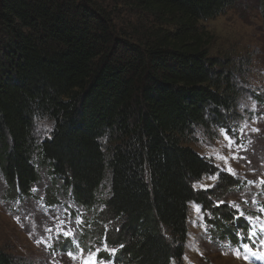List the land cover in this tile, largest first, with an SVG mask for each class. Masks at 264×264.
Masks as SVG:
<instances>
[{
  "label": "trees",
  "instance_id": "1",
  "mask_svg": "<svg viewBox=\"0 0 264 264\" xmlns=\"http://www.w3.org/2000/svg\"><path fill=\"white\" fill-rule=\"evenodd\" d=\"M234 3L0 0L6 198H35V185L48 174L78 212L109 223L104 233L96 228L99 245L116 249L110 255L101 248L104 264H186L191 203L214 214L213 240L237 243L231 209L214 207L211 198L251 204L239 195L245 182L221 172L213 188L196 187L220 170L191 145L197 129H234L241 72L230 55H211L202 25ZM260 5L264 16V0ZM124 12L139 22L121 18ZM36 119L52 122L48 136L38 135ZM261 141L255 149L262 150ZM238 224L246 231L244 219ZM87 236L80 234L83 244ZM0 264L19 263L0 249Z\"/></svg>",
  "mask_w": 264,
  "mask_h": 264
},
{
  "label": "rangeland",
  "instance_id": "2",
  "mask_svg": "<svg viewBox=\"0 0 264 264\" xmlns=\"http://www.w3.org/2000/svg\"><path fill=\"white\" fill-rule=\"evenodd\" d=\"M260 7V0H236L233 7L224 13L202 22L204 31L209 33L211 55L216 57L230 55L238 65L241 72L238 75L239 86L244 93L238 104L236 118L230 123L233 125V130L230 128L226 131L220 128L221 126L200 128L196 130L195 139L191 144L200 155L214 163L219 170L225 169L226 172L227 167H231L235 176L245 182L247 191L239 195L251 197L254 194L257 200L264 199V192L260 196L257 195L259 191H264V186L258 184L261 179L264 180V16ZM120 16L127 21L132 20V23H138L140 20L137 14L124 12ZM35 125L38 135L43 137L50 134L53 126L51 121L40 119H36ZM226 133L235 140L231 146L225 139ZM260 138H263L262 150L254 148L255 142ZM2 177L0 173V249L10 253L17 263L81 264L79 256L73 260L65 255L64 251L70 248V243L67 241L55 243V233L52 234L53 240H49V234L45 231L53 224L58 225V221L53 219V216H57L56 208L60 207L59 203L55 204L57 201L64 203L71 211L77 212L75 217L73 214L72 223L67 227L77 228L80 234L87 232V242L84 244L86 247L83 246L87 254L89 250L96 251L97 248L104 247L99 245L100 235H96V228L100 226L101 233H104L110 229L109 223L99 220L97 224L98 217L93 213L86 210L78 212L70 193L48 174L43 172L41 183L35 185V198L31 200L25 198L17 205L15 201L10 203L13 199L6 198L4 193L7 185ZM217 179L218 177L215 180L209 179V176L205 177L196 187L203 189L202 185H213L208 189L213 188ZM107 190V186L102 189L100 195L102 198L106 196ZM50 195L55 196L52 203L50 205L48 203L52 211L41 212L38 199ZM231 199L229 198V201ZM216 201L221 200L213 195L211 203L214 205ZM229 201L225 202L228 208L230 203H235L234 200L228 203ZM97 206L98 209L101 208V205ZM197 206L198 204L191 203L189 207V236L184 262L186 264H251L238 257L235 249L222 247L220 241L211 238L215 229L214 224L208 221V217L211 214L213 220L214 214L210 210H203L202 207L201 212L197 213ZM244 207L255 212L254 199L251 204L244 203L239 208L244 209ZM230 209L232 215H239L240 212ZM78 216L84 221L83 225H76L75 220ZM17 217H20L19 222ZM41 240L57 244V250L38 243Z\"/></svg>",
  "mask_w": 264,
  "mask_h": 264
},
{
  "label": "snow or ice",
  "instance_id": "3",
  "mask_svg": "<svg viewBox=\"0 0 264 264\" xmlns=\"http://www.w3.org/2000/svg\"><path fill=\"white\" fill-rule=\"evenodd\" d=\"M234 134V132H233ZM225 139L228 140L229 146L235 143V140H233L227 133L225 134ZM234 159L236 157H233ZM225 169H220L216 173V175L209 176V179L215 180L221 172H224ZM227 173L229 175L235 176V173L233 172L231 167H227L226 169ZM251 183V182H250ZM213 185H208V186H201L205 191H207L208 187H212ZM35 191V189H33ZM224 201H216L214 203V207L219 208L221 204H224ZM230 208H233L235 212H239V206L238 205H233L229 204L228 205ZM67 212V210H65ZM197 213L201 212V207L197 206L196 207ZM71 213H68V218L61 219L59 216H53V219L55 221H58L57 224H53L51 227H47L45 231L49 234V240H53L52 234L55 233L54 237V242L55 243H63L64 241H74L76 232L75 230H72L68 228L67 226L72 223L71 220ZM209 219H212L211 214H209ZM27 219V217H25ZM241 219H244L245 224L247 225V235L245 236V228L242 225L238 224V221ZM17 220L19 222L20 217H17ZM232 220L234 223V226H236V232H235V237L237 241L240 242V247L243 248L246 252L250 253L252 257H255L257 260L264 261V252H259L257 253L256 251L253 250V245L255 244V237L258 235V233L255 230V227L251 224L252 217L250 216H245L244 213L240 212L239 215H233ZM75 223L77 226L83 225L84 221L78 216L76 217ZM262 232H264V229H261ZM249 241V242H245ZM38 243H43L45 244L46 247L52 248L54 246L53 243H49L48 241H38ZM261 244L264 245V240L261 241ZM76 247L79 249V257L81 258V264H104L103 259L97 260V257L99 256V253L101 249L97 248L95 252H92L89 250L87 258H84V249L80 248L79 244L76 245ZM104 251L109 252L110 255H114L116 252V249H108L107 245H105ZM76 252L74 251H67V255L69 258L76 260L77 255ZM237 256L239 257V250H237ZM186 258V257H185ZM245 259H248L246 256Z\"/></svg>",
  "mask_w": 264,
  "mask_h": 264
}]
</instances>
